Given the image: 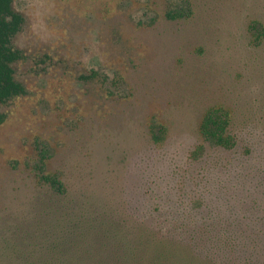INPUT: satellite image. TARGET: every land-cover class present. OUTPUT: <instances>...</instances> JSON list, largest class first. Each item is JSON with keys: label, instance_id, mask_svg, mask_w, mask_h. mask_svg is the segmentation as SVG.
<instances>
[{"label": "rangeland", "instance_id": "374dc122", "mask_svg": "<svg viewBox=\"0 0 264 264\" xmlns=\"http://www.w3.org/2000/svg\"><path fill=\"white\" fill-rule=\"evenodd\" d=\"M14 8L25 17L13 45L27 92L0 106V264H28L38 256L28 250L47 242L34 211L42 158L73 190L75 209L86 192L90 214L55 237L96 244L94 261L76 264H153L136 250L142 231L183 225L197 236L213 220L245 228L250 256L264 264V43L254 46L250 30L264 26V0H15ZM214 105L247 128L235 152L193 160ZM155 122L168 128L160 145ZM123 237L130 250L114 252ZM197 253L202 260L190 264L239 257Z\"/></svg>", "mask_w": 264, "mask_h": 264}, {"label": "trees", "instance_id": "16d2710c", "mask_svg": "<svg viewBox=\"0 0 264 264\" xmlns=\"http://www.w3.org/2000/svg\"><path fill=\"white\" fill-rule=\"evenodd\" d=\"M14 2L15 0H0V106L25 96L27 92L25 86L17 80L14 68L23 55L14 47L13 40L22 32L25 25V17L15 10ZM175 15L177 14L171 13L169 17L174 19ZM250 30L253 45L261 46L264 43L262 23L254 21L250 25ZM3 119L0 116V124ZM241 128L246 129L247 127L237 121L233 110L225 105L211 106L206 110L200 122L199 135L202 144L192 154L193 160L204 159L208 156L207 152L209 151L212 152L209 157L212 154L214 157L218 151L222 153L235 152L240 145L239 130ZM151 137L154 144H163L168 137V128L161 123H153ZM248 151L252 152V147L249 146ZM45 161L46 159L42 158L39 166L40 190L37 191L38 204L33 209L40 218L39 221L44 223L40 227L41 236L47 242L43 248L34 249L32 252L28 250L29 256L36 254L38 256L27 262L28 264H76L78 261L83 263L94 261V258L100 253L95 251L96 244L92 243L88 236L75 240L73 246H61L55 240L64 223L77 222L75 229L79 224V221L76 220L85 218L90 212L82 205L84 204L82 202L87 200L85 199V190L82 192L83 196H78V198H84V201L78 202L76 209L79 210L77 211L73 207L74 204L69 201L75 198L73 190L63 182L60 174L48 171ZM244 229L232 228L230 231L228 227H224L222 224L218 225V221L214 222V220L211 224H205L200 229L196 228L194 233L197 236H191L183 225L173 226L169 231H166V235L155 232L153 228L150 234L149 230L140 233L138 239L141 240V244H137L136 250H144L151 254L153 264H190L191 260L197 263L196 258L202 260L197 250L229 255L237 249L239 257L234 264H258L249 252L252 236H247L246 229ZM118 241V247L113 250L114 252L117 249L121 250L122 245L130 250L127 238L123 237ZM134 247L135 243L131 244V248ZM191 254H193V259ZM241 254L249 255L244 257Z\"/></svg>", "mask_w": 264, "mask_h": 264}]
</instances>
